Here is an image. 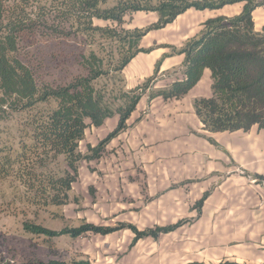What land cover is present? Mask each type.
Here are the masks:
<instances>
[{
	"label": "trees",
	"instance_id": "obj_1",
	"mask_svg": "<svg viewBox=\"0 0 264 264\" xmlns=\"http://www.w3.org/2000/svg\"><path fill=\"white\" fill-rule=\"evenodd\" d=\"M235 2L245 3L242 12L207 19L198 35L164 55H184L181 76L150 94V100L180 99L210 69L211 96L193 101L203 129L210 132L248 131L255 125L264 128V26L257 31L253 19V11L264 6V0H0V121L21 116L14 143L0 147V205L21 204L24 212L31 206L65 203L77 180L79 163L100 158L109 142L127 129L128 119L141 97L157 80L161 60L143 84L121 94L123 103L116 110L108 102L107 91L96 87L94 82L111 70L121 72L139 52L150 51L139 46L143 36L172 23L187 9H217ZM131 11H154L158 20L144 28L126 29L124 17ZM95 19L111 21L116 27L95 25ZM79 32L107 34L128 46V50L108 71L104 69V59L91 52L83 56L86 74L64 84L43 80L38 74L40 63L32 56L36 48H30L40 36L70 39ZM115 114L119 116L115 128L97 145H89L91 153H82L80 142L86 135L87 120L99 127ZM252 176L264 182L263 175ZM206 196L205 193L199 201V210ZM184 222L139 229L133 224L110 226L84 220L79 226L56 230L25 221L24 228L49 238L66 235L77 238L88 233L106 235L130 228L135 234L134 245L141 238H158ZM16 264L96 263L84 256ZM217 264L248 263L223 260Z\"/></svg>",
	"mask_w": 264,
	"mask_h": 264
},
{
	"label": "rangeland",
	"instance_id": "obj_2",
	"mask_svg": "<svg viewBox=\"0 0 264 264\" xmlns=\"http://www.w3.org/2000/svg\"><path fill=\"white\" fill-rule=\"evenodd\" d=\"M130 14L133 16H128L123 23L126 29L144 28L150 25L143 23V17L147 15L144 11L141 13L131 11ZM94 24L116 27L111 21L99 19H95ZM118 29L120 30L119 26ZM199 33L200 31L188 37L181 45L154 43L142 46V38L139 46L151 49L144 53L150 54L156 48L163 47L168 49L167 54H170L174 50L173 47L181 48L189 38ZM38 39L34 43L36 45L30 49L36 48V54L32 56H36L40 63L38 74L49 83L64 84L75 76L86 74L87 70L82 65L83 56L90 55L91 52H96L104 59V69L108 71L110 68L113 69L120 57L128 50V46L124 47L119 40L98 32L91 34L79 32L70 39L42 36ZM164 55L157 60V62L161 60L160 69L166 57ZM182 66L183 64L168 71L159 70L156 82L141 97L136 108L137 112L129 119L130 123L135 124L143 115L151 111L150 94L170 85L171 83L164 86L166 82L162 80L170 77L176 79L181 75ZM154 70L134 84L130 83L124 69L121 72L111 70L109 74L94 83L96 87L107 91L108 102L111 108L116 110L123 103L119 98L121 94L143 84L154 74ZM20 118L21 116L18 115L14 120L0 121V147L14 143L19 135L17 121ZM118 118V114H115L99 127L87 120L86 135L80 142L82 153H91L89 145H97L115 128ZM174 118L177 122L184 116ZM123 141L122 137L113 140L109 142L108 148H105L100 158L85 159L79 163L77 180L73 183L65 203L42 207L31 206L24 212H21L23 211L21 204L0 205V264L53 258L72 260L84 256H88L96 264H153L159 255L164 254L166 249L154 248L155 239L151 236L142 238L133 245L135 234L130 228H122L106 235L88 233L77 238L68 235L49 238L31 233L24 228L25 221L59 230L65 226H79L86 220L99 225L133 224L139 229H149L168 226L181 220L189 223L200 215L198 204L205 187L202 175L205 169H202V164L196 165L192 174L193 165L199 160L197 157L191 156L184 162L172 161V159L168 161L169 152L162 151L160 161L152 162L157 166L158 176L154 177L150 159L153 154L151 149L127 151L122 146ZM165 171H169V177L165 176ZM240 171L241 175L255 179L253 174H248L244 169ZM170 239L169 234L158 238L159 241L165 242Z\"/></svg>",
	"mask_w": 264,
	"mask_h": 264
},
{
	"label": "crops",
	"instance_id": "obj_3",
	"mask_svg": "<svg viewBox=\"0 0 264 264\" xmlns=\"http://www.w3.org/2000/svg\"><path fill=\"white\" fill-rule=\"evenodd\" d=\"M244 4L229 3L217 9L191 7L166 27L147 33L142 39V46L154 43L181 45L185 39L201 31L207 19L237 15L242 12ZM144 12L147 14L143 17L144 24L157 22L156 12ZM128 16L133 15L128 12L124 20ZM253 19L255 29L261 31L264 6L255 8ZM133 20L136 24L135 17ZM137 23L140 24L139 21ZM167 52L168 49L159 47L150 54L140 52L133 57L124 68L130 83H138L150 74L157 60ZM183 61V54L166 56L160 70L180 67ZM173 81L175 78L171 77L162 80L166 82L164 86ZM211 84V71L206 69L199 83L186 96L168 100L154 98L151 111L132 124L129 119L138 109L134 110L128 119L127 129L113 139L122 137V146L127 151L151 149L154 177L158 176L157 166L152 162L160 161L162 151L169 152L168 161L184 162L191 156L197 157L199 160L197 164L194 163L192 174L196 165L202 164V169H205L202 174L205 187L201 198L205 193L207 196L200 215L192 222L183 223L158 237L169 234L170 241L154 238V248L160 247L166 251L153 264H188L195 261L217 264L223 260L264 264V183L249 179L240 171L244 169L250 174L264 176V128L255 125L248 131L204 130L195 113L193 101L198 97L211 96ZM175 116L184 118L176 122ZM169 171H165V176L169 177Z\"/></svg>",
	"mask_w": 264,
	"mask_h": 264
},
{
	"label": "built area",
	"instance_id": "obj_4",
	"mask_svg": "<svg viewBox=\"0 0 264 264\" xmlns=\"http://www.w3.org/2000/svg\"><path fill=\"white\" fill-rule=\"evenodd\" d=\"M254 181H256V179H253ZM264 183V182H263Z\"/></svg>",
	"mask_w": 264,
	"mask_h": 264
}]
</instances>
